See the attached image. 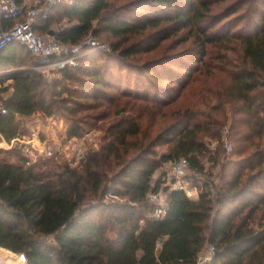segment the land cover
Returning <instances> with one entry per match:
<instances>
[{
	"label": "trees",
	"instance_id": "trees-1",
	"mask_svg": "<svg viewBox=\"0 0 264 264\" xmlns=\"http://www.w3.org/2000/svg\"><path fill=\"white\" fill-rule=\"evenodd\" d=\"M56 11L37 32L110 50L86 46L49 78L23 44L1 49L0 142L37 111L72 118L70 136L100 122L105 134L77 166L0 146V248L23 264H198L211 242L204 264H264V0H75ZM63 19L71 25L52 28ZM213 68L221 84L178 103ZM227 105L235 146L215 196L209 182L191 198L154 178L183 156L203 172L204 137L223 138Z\"/></svg>",
	"mask_w": 264,
	"mask_h": 264
},
{
	"label": "rangeland",
	"instance_id": "rangeland-1",
	"mask_svg": "<svg viewBox=\"0 0 264 264\" xmlns=\"http://www.w3.org/2000/svg\"><path fill=\"white\" fill-rule=\"evenodd\" d=\"M58 8L59 5L52 7L48 16L51 12L56 13ZM70 25L71 22L67 19H63L61 21H54L52 23V28L57 30L58 28ZM106 43L109 44L108 41ZM179 47H177L176 50H178ZM34 60L38 64L37 57H34ZM210 63L214 65L217 61L212 60ZM42 70L49 78L60 76L57 69ZM210 70H213V74L201 75L191 84L181 98H179L178 103H191L195 99L198 101L199 97L195 98V95H199L203 87H207L208 84L213 85L220 79V77L223 76L222 72L219 70L214 71L215 69L213 68L208 69L207 71L210 72ZM8 82L9 81L6 83ZM219 84H221V81L217 82L215 85ZM6 94L7 92L4 93V95ZM200 108L203 110L205 107L201 105ZM226 114L228 115V118H226L224 128H222L223 138L219 140L209 136L204 137L205 152L200 155L201 162L207 170L205 174H203V177L204 179L211 180V182L215 183V191H217L219 186L218 184L222 182L221 175L223 166L233 157L234 153L235 143L231 139V136H229V127L232 121L229 105L226 106ZM19 118L20 120L22 119L21 123L24 125V133L21 137L22 140H17L12 145H10L11 142H8V144L7 141L3 140L0 142V146L6 149L16 148L19 153L26 156L30 161L38 159L48 160L55 166L62 165L64 163H68L72 166L79 165L81 161H83V155L87 154L90 150L100 147L105 134V129L102 126L103 122H100L97 126H92L83 130V132L79 135L70 136L68 134V130L74 123L72 118L68 119L63 116H46L41 111H37L31 116H20ZM226 127L228 128V132L225 135L224 130ZM34 133L39 134L34 136ZM30 136L32 139H30ZM225 142H229L232 145L230 150H227ZM49 150H52L53 153L49 154ZM166 164L155 172L154 178H161V173ZM190 179H192V177H190ZM194 184H196V182ZM206 246L199 255L206 254ZM23 263L24 259L21 261V257H19L18 254H12L9 250L0 248V264Z\"/></svg>",
	"mask_w": 264,
	"mask_h": 264
},
{
	"label": "built area",
	"instance_id": "built-area-1",
	"mask_svg": "<svg viewBox=\"0 0 264 264\" xmlns=\"http://www.w3.org/2000/svg\"><path fill=\"white\" fill-rule=\"evenodd\" d=\"M74 2L75 0H0V50L13 42L23 44L38 59V64L36 63L34 67L44 74L45 72L42 69L60 70L76 65L78 59L87 52L86 46H90L91 49L109 51L110 45L108 43L91 36L78 44L67 45L54 35L46 36L37 32L35 25L38 24L41 18L48 16L52 7L62 4L71 5ZM61 29L58 28L56 31ZM0 110L2 113L7 111L2 106ZM227 132L228 128L226 127L224 134L226 135ZM22 136L23 133L18 134L13 138L10 145L17 140H22ZM225 144L227 150L232 148L229 142H225ZM52 153L53 151L49 150V154ZM86 155H83L82 158L84 159ZM206 171V168L203 172L194 169L190 159L183 156L168 162L161 173V178L165 180L163 186L168 185L171 188L184 189L191 198L199 197L205 183L209 182L211 185V196L214 197L216 191L211 180L203 177ZM194 181L196 184H194ZM151 199L156 205L153 215L159 218L163 217L168 209L166 192L161 189L158 193H152ZM206 245V254L199 255L198 264L210 261L214 255L215 244L210 242Z\"/></svg>",
	"mask_w": 264,
	"mask_h": 264
},
{
	"label": "water",
	"instance_id": "water-1",
	"mask_svg": "<svg viewBox=\"0 0 264 264\" xmlns=\"http://www.w3.org/2000/svg\"><path fill=\"white\" fill-rule=\"evenodd\" d=\"M54 33H55L54 30H50V31H49V34H50V35H54ZM24 255H25V254H24Z\"/></svg>",
	"mask_w": 264,
	"mask_h": 264
},
{
	"label": "crops",
	"instance_id": "crops-1",
	"mask_svg": "<svg viewBox=\"0 0 264 264\" xmlns=\"http://www.w3.org/2000/svg\"><path fill=\"white\" fill-rule=\"evenodd\" d=\"M29 1V0H28ZM46 36H48V35H46ZM21 122H22V119L20 120ZM37 134H39V133H34V136H37ZM30 139H32V137L30 136Z\"/></svg>",
	"mask_w": 264,
	"mask_h": 264
}]
</instances>
